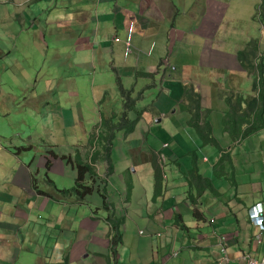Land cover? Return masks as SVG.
I'll use <instances>...</instances> for the list:
<instances>
[{"label": "crops", "instance_id": "1", "mask_svg": "<svg viewBox=\"0 0 264 264\" xmlns=\"http://www.w3.org/2000/svg\"><path fill=\"white\" fill-rule=\"evenodd\" d=\"M111 1L114 0H100L99 5L103 4L102 15L115 16L120 28V21L125 20L127 15L134 21L135 17L140 19L138 29L144 36L139 34L136 37L137 54L148 45L152 56H157L155 62L158 65V76L160 66L165 68L163 75L169 79L168 85L172 88L169 91L172 93L153 103V112L161 113L162 124H166L169 129L165 138L176 140L182 154L181 157L178 155L176 165L172 163L173 160L167 159L165 167L169 173L168 178L181 180L177 184L163 181L164 192L154 198L152 182H148L149 179H145L143 175L146 171H151L152 151L145 143L135 139L130 141L129 160H121L119 165L122 169H127L129 164L139 166L138 169L132 170L142 175L140 185L145 195L141 197V210L147 212L140 222L146 229V237L136 245L130 242L128 264H218L220 239L225 244L229 264H243L239 259L243 253L260 259L264 255V232L249 223L248 212L256 205L264 206V131L253 133L246 138L243 127L237 121L235 131L231 132V140L228 138L226 126L218 137L216 125L210 116H216L219 110L224 111L226 108L225 104H221L217 96L214 98L212 94L222 85H234L231 98L227 100L232 105L237 97H258L260 100L264 78H260L259 82L257 80L255 85L258 75L256 73L259 70L253 73L243 69L237 55H247L249 61L252 51L256 52V59L252 60V63L264 71V0H181L184 9L173 5V0H138V7L135 6L138 9L122 8L118 4H115L114 8H108L107 2ZM158 22L166 40H159L153 29ZM121 36L124 38L125 32L121 33ZM77 42L79 41L74 43L75 51ZM91 43L94 48L96 42ZM85 49L87 47L82 50ZM115 50L119 54L116 59L120 64L121 73H130L133 76L135 69L128 67L127 62L123 60L125 44L122 47L121 42L118 43ZM128 57L129 55L126 58ZM141 58L149 60L147 57L140 56L139 59ZM77 60L79 63L85 61L84 55ZM131 61H137L135 56ZM132 62L131 65L134 64ZM152 70L153 65L148 64V68L139 71V75L144 77V82L148 81L146 78ZM100 77V86L103 85L109 90L102 82L101 73ZM187 82L194 83L201 94L207 97L205 101L212 98L213 108L216 107L207 121L199 122L203 124L201 126L193 125L190 115L182 112L180 108L181 104L188 106L183 95ZM239 105H243L242 101ZM217 106H220V109H217ZM147 116L150 118V113ZM174 122L181 124L175 127ZM160 131L162 126L154 132ZM206 139L208 144L201 141ZM184 140L191 142L192 149ZM164 151L166 155L172 156L169 147ZM112 154L115 156L113 161L121 159L115 151H112ZM190 155L194 165L198 167L194 174V179L199 178L196 193L187 189V183L190 185L187 174L191 169ZM100 162L103 163L102 160ZM120 177L122 179L123 174H120ZM129 200L130 198L127 202H130ZM190 216L192 220L185 222ZM181 223L185 225L184 229L180 227ZM96 231L98 229H94V233ZM128 231L130 230L126 226L124 239L127 235L130 237ZM155 233H160L161 237L155 238ZM90 236L89 234L87 239L80 242L83 247H73L75 264H81L87 254L90 257L93 253L94 242L98 239L93 237L89 243ZM256 240L263 245L259 246ZM98 245L100 246L99 243ZM101 247L110 253L109 245ZM177 247H180L182 253L179 258L166 260L171 249ZM125 248L123 244L120 252ZM144 253L149 254L148 259L144 257ZM102 257V264H108L107 255Z\"/></svg>", "mask_w": 264, "mask_h": 264}, {"label": "rangeland", "instance_id": "2", "mask_svg": "<svg viewBox=\"0 0 264 264\" xmlns=\"http://www.w3.org/2000/svg\"><path fill=\"white\" fill-rule=\"evenodd\" d=\"M115 1L122 8L133 9L135 6L138 7V0ZM99 2L100 0H0V44L3 43L0 48V174L5 177L4 183H0V192L13 196V200L1 212V218L6 213L7 215L9 213L6 217L9 220L11 218L10 213L13 212L14 207L22 211L20 215L14 211L17 217L16 221L15 219H13L14 222L6 221L15 224L17 228L10 229L8 234L3 233V235H0V248L6 249L5 255H1L4 261H1L0 264H56L55 261L50 262L45 259V256L51 253L49 249L53 246L54 241L60 240V238L63 241L72 240L73 232H70V230L64 229L62 231L63 235L60 231L59 235H57L55 229H51L52 227L48 226V220L51 217L56 218L60 215V219L66 218L67 213H70V210L66 211L67 207L62 208V212L58 203L48 201L45 195H36V200H32L30 204L26 200L22 202V197L23 199H26L25 197L29 198L25 192H31L28 191L30 185L28 178L25 177L27 172L25 171L24 174L23 167L29 168L32 178L35 179L36 189L42 192H46L48 188L53 187V184L57 188L74 186V182H71V177L76 178L79 182H88L94 189L102 182V178L109 181L112 179L115 189L122 188L123 194L128 192L127 185L130 179L135 184H141L142 182L139 180V174L132 171L129 178L128 175H125L126 168L122 169L119 165L121 160H129L127 152L129 151L128 142L132 139L131 137L127 136L123 139L119 135L117 145H112V150L110 149L111 141L109 136L102 142V151L93 146L95 140L90 145V138H96L101 128L100 122L91 118L96 112L94 107L97 104L92 101L91 97L92 81L90 74L85 71V68L78 70L76 68H67L66 66L67 55H69L71 60H75L83 54V51L79 55L72 54V44L75 41H80L82 37L83 41L93 42L108 35V33L105 34L106 27L109 26L112 17L102 15L103 4L99 5ZM101 2H105V0H101ZM173 5L184 9L181 0H173ZM107 6L108 8H114L115 3L113 1L107 2ZM137 7L135 9H138ZM87 21L89 23H83ZM125 22L128 26L129 22L132 23L133 20L126 18ZM159 24V22L155 24L153 29L156 31L159 40H166ZM132 28H136L134 23H132ZM76 44V52L82 50L83 47H87L85 42H82V44L77 42ZM105 54L106 57L103 58L104 63L102 65L100 61L101 52L95 51L89 56L90 63L88 65L95 72V65L97 64L96 84L101 80L99 76L101 73L103 75L102 82L111 88L110 93L115 89L116 78L117 81H122L126 87L131 86L134 82L133 76L130 73L123 75L120 70L121 67H117L116 64L110 62L107 52ZM53 70L56 74L53 73ZM66 74L74 77L76 83L66 82V78H64ZM54 75H59L58 81H56ZM75 84L82 91L78 96V104L77 101L74 104V109L79 115V119L76 120L77 123L71 119L73 117L67 112L74 98L68 97L64 92L66 88ZM232 88H234V85L227 84L222 85L218 91L212 92L213 97L217 96L221 104L226 102L228 105L224 111L219 110L216 116H213V114L210 116L212 122L216 125L217 136L220 137L226 126L230 140L234 132L231 117L236 114L232 110L230 102L227 101L231 98ZM132 91L134 92V89ZM56 93L62 96L63 100L60 102L59 117L52 113L55 106L54 95ZM155 94L156 92H154ZM210 101H206L205 107L211 105ZM98 108L106 112L104 118L109 120L111 118L110 112L119 108L118 96H109L103 104L98 105ZM218 108L220 109V106H217ZM89 110L92 112L90 117H88ZM144 110L146 111L142 117L138 118V132L139 129L143 128L148 132V123L146 125L145 121L151 108H145ZM63 112L64 117L62 118L60 113L62 116ZM151 124L153 125V123ZM180 124L174 122L175 127ZM106 127V123H103L102 135H104ZM167 131H169L168 128ZM167 131L155 133V139L159 136H163L165 139V136L168 135ZM168 138L166 140L169 146L172 147L173 144L177 143L176 140L172 141ZM250 138L253 139V137ZM166 140L163 142L166 143ZM184 142L192 149L189 140H184ZM246 143H248V140ZM149 145L158 148V144L156 145L155 142ZM92 148H96L98 152L100 151L99 155L102 157L103 163L101 164L100 161L93 163L94 172L85 170L80 177L79 174L81 173V168L84 167V163L90 164L88 158ZM164 149L160 152L157 151L159 156H156L157 159L165 156ZM49 151L54 153L50 154ZM74 151H80L81 153V164H78L76 169H65L63 172L60 169L61 164L59 161L47 158L58 153H64L65 155L68 153V161H70ZM112 151L119 154L121 157L119 161H113L115 156ZM34 158H38V160L32 162ZM45 161L49 165L47 168L54 173H49L43 167ZM180 161L182 160L180 159ZM174 164L176 165V163ZM68 165L70 166V164ZM138 167V165H135L134 170L138 169ZM165 171L166 176H169L167 170ZM120 174H123L121 180L116 178ZM143 175L148 177L150 173L146 171ZM19 176H22L25 181L20 179ZM180 180L181 178H166L164 182L177 184ZM147 181L152 182V180ZM195 183L196 178L191 185L187 183V189L190 192H197L196 186H194ZM23 184L26 186L25 189H23ZM18 188L23 189L19 190L21 192L20 195L19 193L17 195ZM36 189L32 193L43 194ZM95 191H100V188L97 187ZM112 191L113 196L117 197L113 188ZM142 193L141 188L136 186L133 191V194H135L133 199H136V196ZM113 199L117 198L113 197ZM42 200L48 201L46 208H44ZM89 200V197L81 198L83 202ZM4 205L5 201L0 202L1 207H4ZM122 208L127 211L126 218L128 221L126 226L130 230V219L139 222V217L142 215L140 205L135 202L130 205L124 203ZM77 209L80 213L79 219L83 220L78 222L76 226L78 230L76 239V245L78 246L76 248L83 247L80 242L87 239L89 234L91 235L89 243L93 237L98 239V241L95 240L94 242V251L91 256L84 257L81 264H102L104 261L100 258L105 255H107L106 260L108 261L110 253H108V250L103 249L101 245H109L110 238L107 235L103 236V233L100 234L97 231L94 233V229L97 230V227H99V222L101 224L100 228L108 232V225L104 219L108 217L107 209L101 207L97 219L99 222L89 218H81L82 215L92 216V209H96L95 205L89 208L80 205L79 207L77 206ZM23 213H25L24 216H22ZM191 220L192 216L187 217L185 222ZM51 221L55 222L56 220L51 219ZM119 232L123 240L124 232ZM135 232L136 228L134 226L132 232L128 231L131 235L130 237L127 235L124 239L126 247L124 250L120 252L121 245H117L119 264L130 263V242L136 245L137 242L143 241V239L139 240L137 238ZM60 247L61 245H55L53 249L58 250ZM62 247L63 250H67L66 246ZM144 257L148 259L149 254L144 253Z\"/></svg>", "mask_w": 264, "mask_h": 264}, {"label": "clouds", "instance_id": "3", "mask_svg": "<svg viewBox=\"0 0 264 264\" xmlns=\"http://www.w3.org/2000/svg\"><path fill=\"white\" fill-rule=\"evenodd\" d=\"M115 4H117V2L114 0L113 1ZM138 2V1H137ZM128 9V8H127ZM130 14V13H128ZM127 18L131 17V16H126ZM135 17V16H134ZM136 21L133 20L132 23H134V25L136 26L135 29L132 28V23L129 22L128 26L126 25L125 20H121L120 23L122 24V28H120L118 26L117 23V19L116 17H112V19L110 20L109 26L106 27V32L105 34L108 33V35L104 38H100L98 41L95 40L93 42H96L95 47H92V43L89 41H79V43L82 44V42L87 43V49L82 50L84 57H85V61H81L79 63V60L75 59V60H71L69 58V55H67V63L66 66L67 68H76L78 70H81L82 68H85V71L89 72L90 74V78L92 81V86H91V97H92V101L94 103H96L97 105L94 107L95 108V113L92 115L91 110H89V114L88 117H90L92 120L97 119L98 122H100L101 128H100V132L98 133L97 137L94 139L90 138L89 143L91 145V142L93 140H95L93 143V146L97 147L98 149H100V151L103 150V146H102V142H104L107 138V132H109V140L111 141V150H112V145H117V141L118 138L114 136V133H116L118 131H121V135L123 137V139H125V137H131L132 139H135L137 141H140L142 143L147 144L148 148L152 151V158L155 157V160L158 161L161 165V171L163 170V174H162V180L160 182V187L159 189H155L154 187V181L152 178V164L151 165V171H149L150 176L145 177V179H149L152 180V196L155 197H159L163 192H164V183L163 181H165L166 178H168V176H166V172H165V167L167 164V159L165 158V156H162L160 159H157L158 156V152H160V149L166 148L167 143L165 142H155L156 145L158 144V148L156 147H152L151 145H149L150 143H146L145 140L147 139H155L154 134L156 132L154 131H158V129L162 126V131H167V125L166 124H162V117H161V113H155L153 112L154 110V105L153 103H157V100H159L160 95L159 92L162 90V88L164 86H167L169 79L163 75V72H165V68H159V76L156 73V69L158 68L157 63L155 62L157 56H152V52H150V49L148 48V45L139 51V54H137V49H136V37L140 34L142 36H144V34L141 32V30L138 29V27L140 26L138 23L140 21V19H137ZM142 20V18H141ZM83 23H89V21L87 22H83ZM145 24V22H143V25ZM125 32V37L123 38L121 36V33ZM82 38V37H81ZM103 42L109 43V44H103ZM121 42V45L123 47V45L125 44V53L122 54L123 56V60H125V62H127L128 67L135 69V74L133 75L134 78V82L131 84V86L126 87L122 81H117L116 78V85H115V89L112 93H110L111 88L108 86L109 90H107L103 85H101V83H97L95 82L96 76H97V67L95 65L96 68V72L93 68L90 67V65H88V63H90V59L89 56H91V53L95 52V51H99L101 52V56H100V61H101V65L103 62V58L106 57V52L109 58L110 62H113L114 64H116L117 67H120V64L118 61H116V57L118 54V52L115 50V48H117L118 43ZM75 43V42H74ZM81 51V52H82ZM81 52H76L74 50V44H72V54L73 55H77ZM7 54H8V50H7ZM137 54V55H136ZM129 55L128 58H126ZM137 59L136 62H132L131 58L134 57ZM141 57H147L149 58V60H144V59H139ZM250 63L249 65L253 67L252 71L253 73H256L258 70L259 72L256 73L258 75H256L255 78V85L260 81V78H264V71H261V67L257 65H253L252 60H255L256 58V52H253L250 54ZM131 62L134 63L133 65H131ZM148 64H152L153 65V70L151 72L148 73V81L146 80V82H144V77L139 75V71L141 69H146L148 68ZM130 65V66H129ZM250 72V71H249ZM53 73L56 74V72L53 70ZM100 76V75H99ZM103 76V75H102ZM56 81H58L59 79V75H54ZM65 81L66 82H73L76 83V79L68 74L65 75ZM118 83L122 84L126 89H134L133 92V98L137 99V107L142 103V105L147 106L148 108H151L150 111V118H147V120L145 121L146 125L148 123V132L146 131L145 128L143 129H139V132L137 131V126H138V121L137 124L134 128L133 132H127V127L130 125L131 122H133L136 118V114L128 112L127 111V116L122 117V118H117L112 111L110 112V117L109 120H105L104 116L106 115V112H103L100 108H98L99 104H103V102L106 101V99L109 96H114L117 95V85ZM186 89H188V93L185 95V91ZM64 92L66 93V95L70 98H74L72 100V102L70 103V108L67 110L68 114L71 115L73 118H71L74 122L77 123L76 120L79 119V115L78 112L75 111L74 109V104L77 101L78 104V96L82 93V91L80 90L79 86L77 84H75L74 86H69L68 88H66L64 90ZM154 92H156V94L154 95ZM159 95V96H158ZM187 100V105H182L181 104V110L182 112H185L187 114L190 115V120L191 123L194 125H198L201 126L203 124H200L199 122L204 120L207 121V118L209 117L210 113L212 111H214L215 108H213V102L210 101L211 105L210 106H206V99L207 97H204L201 94V91L198 90L193 82H187V85H184V94ZM54 109L52 111L53 114H55V116L59 117V109H61V104L60 102L63 101L62 100V96H59V94H55L54 95ZM240 96V95H239ZM260 100L258 99V97L255 98H249V97H237L234 101V104L232 105V110L236 113L233 114L231 117V120L233 121V129L235 131V127L237 126V121L239 122L240 126L243 127V133L244 136H246V138L248 136H250L251 134H248V128L250 127L251 124H253V115L259 114L262 110H264V87L261 89L260 91ZM121 99V101H118L119 103V108L117 110H113V111H120L123 110L121 108H127L129 107V105L125 102L124 103V98L123 97H119ZM181 99H183V97H181ZM242 101L243 105H239V103ZM225 106L227 107V103H224ZM91 108V105H90ZM73 109V111H72ZM174 109V108H172ZM210 111V113H208ZM147 115H149V113H147ZM142 116V115H141ZM155 116V117H154ZM60 117H64V112L61 116L60 113ZM148 117V116H147ZM136 121V120H135ZM134 121V122H135ZM103 123H106L107 127L105 128V132L104 135H102V125ZM153 123V125L151 124ZM72 125H74V123H72ZM110 125H118V126H110ZM207 125V123H206ZM88 129V128H87ZM261 131H264V129H261ZM123 132V133H122ZM260 132V131H258ZM257 132V133H258ZM130 133V134H127ZM244 140V139H243ZM202 142H204L205 144H208V140H201ZM191 143V142H190ZM96 148L92 150H90V156H89V160H90V166L93 167V163H96L98 161H101L102 158L99 156V153H96ZM99 151V152H100ZM158 151V152H157ZM50 154H53V151H49ZM96 155V160L93 161L92 157ZM127 155H129V151L127 152ZM191 156V155H190ZM72 159L70 161H68L69 159V154L67 153V155H65L64 153H58V154H54L51 157H47L49 159H54V161H59L61 164L60 169L64 172L65 169H76V166L78 164H81V153L80 151H74L71 155ZM38 160L37 159H32V162H36ZM152 160V159H151ZM191 169L187 172L188 174V179L190 182V185L192 183L195 182L194 179V174L196 172V170H198V167H196L194 165V161L192 159L191 156ZM70 164V166L68 165ZM89 164V163H88ZM43 167L48 170L49 173H54L52 172L50 169H48L47 167H49L48 162L45 161L43 163ZM38 168V167H37ZM135 168V165L132 164L130 167H128L126 169V175H128V177H131V173H132V169ZM94 167L92 169V172H94ZM100 169V168H99ZM25 171L27 172L25 177L28 178L29 181V185L30 187H28V191L31 192H25L28 194V197H25L26 199H23V197L21 198L22 202L23 200H26L28 202V204H30L32 202V200H36V195H45L48 199V201H55L58 203L61 211L63 212L64 208H68L66 211L70 210V213H67L66 218L63 217L60 219V215H58L56 218H50V220H48V226L52 227L51 229H55L56 234L59 235V230L62 229V231L64 229H68L70 230V232H73V235L76 236L77 239V223L83 219H79L80 213L79 210L77 209V206L79 207L80 205H82L83 207H90L92 205L96 206V209H92V216H84L82 215L81 218H89L95 221H98V217H99V212L101 211V207L107 209L108 211V217L104 218L105 222L108 225V232H105L103 230V228L101 227V224L99 222V227H97L98 231L97 232H101L103 233V236H108L110 238V242H109V251H110V256L108 257V264H119V252L117 251V245L120 244L121 247L124 244V239L122 240V235H121V240L118 239V230L113 229L112 225L113 223H115L116 221L119 220L120 223V227L119 229L123 232H125V227H126V222L128 221L126 218V209L122 208L124 203H128L129 205L134 203L133 201V191L135 190L136 186H139L142 190L141 185L132 183L131 179L129 180L128 185H130L132 190H129L128 188V192L123 194V190L122 188H118L115 189V186H113L112 184V179L106 180L102 178V182L99 183V187L100 191H95V189H97V187H95V189L93 187H91V184H89L88 182H79L76 178H72L71 177V182H74V186H71L69 188L67 187H55V185L53 184V187L48 188V190L46 192H42L38 189H36V186L34 184V178H32V174L29 170V168H27L26 166L23 167V172L25 174ZM84 169L83 167L81 168V173L79 174L80 177L82 176ZM56 174V173H55ZM59 174V173H58ZM18 175V174H17ZM139 180L142 181V175L139 174ZM204 175V174H203ZM20 179L24 180V178H22V176H19ZM31 178V179H30ZM116 178H118L119 180H121L120 175L117 176ZM5 179L3 174H0V183H4L3 180ZM31 180V183H30ZM25 181V180H24ZM199 182V178H196V183L194 184V186L197 185V183ZM127 183V181H126ZM5 185V184H3ZM127 185V186H128ZM162 185V186H161ZM23 189H25V184L22 185ZM76 188L75 191H73V194L70 195L69 197H66V199H62L59 196L62 195L61 191L65 190V189H74ZM83 188V189H81ZM112 188L114 189V191H116V196H113V191ZM23 189H17V195L19 193V195L21 194V192H19V190H23ZM37 190L43 194H36V193H32L33 190ZM154 189V190H153ZM110 192V194H108ZM132 192V193H131ZM143 192V190H142ZM49 193V194H48ZM131 193L129 196L128 194ZM91 195V196H90ZM145 194L142 193L140 195L136 196V199L138 200L137 202H135L136 204L140 205V209H141V197H143ZM85 198V197H89L90 200L87 202H83L81 201V198ZM117 198V199H113ZM8 198V199H7ZM130 198V202H127V200ZM13 200V196H10V194L7 195L6 200H5V205L4 207L0 206V235H3V233L8 234L10 229H16L17 226L15 224H12L10 222H14L13 219H15V221L17 220V217L15 216V212H18L19 215L20 213H22L21 210H19L17 207L13 208V212L10 213L11 218L8 220L6 219V217L9 215H4L3 218H1V212H3V209H6V205H9V203ZM48 201L46 200H42V202H44V208H46ZM0 202H3V200H1ZM40 202V201H39ZM36 204V203H34ZM17 206V205H16ZM63 208V209H62ZM65 211V212H66ZM142 211V215L139 217V222H136V220L134 219H130V232L133 231V226L136 228V236L139 240L144 239L145 233H146V229L144 228V226L140 227V222L141 220H143L146 217V212L145 210H141ZM258 211L259 213H261L260 219L258 220H250L248 218L249 223H251V225L253 227H255L256 229H260L264 232V206L263 204L258 205ZM25 213H23L22 216H24ZM13 216V217H12ZM52 220H56L55 222L51 221ZM63 219V221H62ZM6 221H10V222H6ZM64 223V224H63ZM180 224V223H179ZM180 227L182 229L185 228V225H183L181 223ZM49 228V227H48ZM61 231V232H62ZM63 235V232L61 233ZM120 234V233H119ZM72 235V237H73ZM95 235V234H94ZM60 237V236H59ZM142 237V238H141ZM154 237H161L160 233H155ZM76 239L75 241L70 240H65L63 241L61 238L60 240H55L53 243V246L49 249V252H51L50 254L45 256V259L48 261H55V263H61V264H66L65 262H67L68 260V264H75L73 261V252L74 249L76 248ZM1 240V239H0ZM115 240V242H114ZM257 241V240H256ZM112 243V244H111ZM259 246H262L263 243L262 242H258ZM55 245H61V247L58 250H54L53 247ZM62 246H66L67 250H63ZM74 247V249H73ZM219 248H220V258L217 260L218 264H229V257L226 253V249H225V244L223 243V240L220 239L219 240ZM5 250L4 248H0V262L4 261L3 258H1V255H5ZM181 249L180 247L177 248H172L171 249V253H169L166 256V260L168 259H176L179 258V256L181 255ZM192 255V252H191ZM87 256H89V254H87ZM264 257V255L260 258V259H256L253 257H249L248 255H246V253H243L239 259H241V261L243 262V264H250L249 260H255V261H261L262 258ZM112 261V262H111Z\"/></svg>", "mask_w": 264, "mask_h": 264}, {"label": "trees", "instance_id": "4", "mask_svg": "<svg viewBox=\"0 0 264 264\" xmlns=\"http://www.w3.org/2000/svg\"><path fill=\"white\" fill-rule=\"evenodd\" d=\"M1 45H3V43L0 44V48H1ZM8 50V48H7ZM247 55H244V54H241L239 53L237 55V58H238V61L239 63L241 64L242 68L243 69H247L248 71H252L253 67L249 65V63L251 62L250 60L248 61L247 59ZM251 58V57H250ZM117 89V96H118V101H121V99L119 97H123L124 98V103L126 102L129 107L127 108H124L121 106V108L123 110H120V111H113L112 110V113L117 117V118H122V117H125L127 116V111L128 112H131V113H134L136 114V118H135V122H131L130 125L126 128L127 129V132H133L134 131V128L137 124V121L139 120L138 118H141L143 115V113L146 111L144 110L145 108H148L147 106H144L142 105V103L137 107V99L133 98V91L132 89H126L122 84L118 83V85L116 86ZM171 86H169L167 84V86H164L162 88V90L159 92V95L160 97L164 96V97H167L169 95H171L172 91H169L171 90ZM188 93V89H186L185 91V95ZM158 95V96H159ZM264 99V97H263ZM140 115V116H139ZM139 122V121H138ZM121 129V128H119ZM118 131L116 133H114V136L118 138L119 135H121V131ZM261 129H264V110H262L259 114H256V115H253V124L250 125V127L248 128V131L247 133L248 134H251V133H257L258 131H261ZM123 133V132H122ZM130 133H127V134H130ZM107 136H109V132H107ZM167 138L164 139L163 136H159V137H156V139H146L145 142L146 143H153V142H162V141H165ZM168 139H171L173 141L172 138H168ZM132 140V139H131ZM130 140V141H131ZM130 141L128 142V146L130 147ZM166 143H167V140H166ZM186 144V143H185ZM169 144H167L168 146ZM169 147V151H171L172 153V156H168L165 154V158L166 159H171L173 160L172 163H177V158H178V155L179 157L182 156L181 154V150L179 148V145L177 144H173L172 147L171 146H168ZM162 149H160L161 151ZM163 155V154H162ZM184 158V157H183ZM92 160L95 161L96 160V155H94L92 157ZM151 164H152V178H153V181H154V189L156 187V189H159L160 187V182L162 180V174H163V170L161 171V165L158 161L155 160V157L152 158L151 160ZM84 171L87 170V171H92L93 167L90 166V164L88 163H84V167H83ZM128 188L129 190H132L130 185H128ZM76 188L74 189H65L63 191H61V194L59 197L62 198V199H66V197H69L70 195L73 194V191H75ZM8 194L4 193V192H0V201L3 200L5 201L6 200V197H7ZM8 199V198H7ZM113 229L115 230H118L121 231L119 229L120 227V223H119V220L116 221L115 223H113L112 225ZM60 232L62 231V229L59 230ZM120 233V232H119ZM118 233V239L121 240V234ZM73 241H75L76 239V236L73 235L72 237ZM115 242V240H114ZM66 264H68V260L67 262H65Z\"/></svg>", "mask_w": 264, "mask_h": 264}, {"label": "bare ground", "instance_id": "5", "mask_svg": "<svg viewBox=\"0 0 264 264\" xmlns=\"http://www.w3.org/2000/svg\"><path fill=\"white\" fill-rule=\"evenodd\" d=\"M258 4V3H257ZM226 19V18H225ZM261 213L258 211V205L252 207L248 212V218L250 220H258L260 219ZM251 224V223H250Z\"/></svg>", "mask_w": 264, "mask_h": 264}, {"label": "built area", "instance_id": "6", "mask_svg": "<svg viewBox=\"0 0 264 264\" xmlns=\"http://www.w3.org/2000/svg\"><path fill=\"white\" fill-rule=\"evenodd\" d=\"M250 264H264V257L262 258L261 261H255V260H249Z\"/></svg>", "mask_w": 264, "mask_h": 264}]
</instances>
